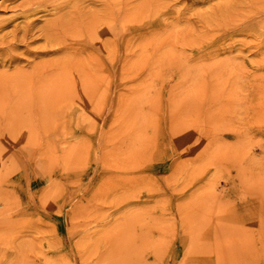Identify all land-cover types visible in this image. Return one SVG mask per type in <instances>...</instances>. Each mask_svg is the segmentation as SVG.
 <instances>
[{
  "label": "rangeland",
  "instance_id": "1",
  "mask_svg": "<svg viewBox=\"0 0 264 264\" xmlns=\"http://www.w3.org/2000/svg\"><path fill=\"white\" fill-rule=\"evenodd\" d=\"M29 1L0 0L3 34ZM239 1L125 30L118 76L89 52V108L61 107L32 148L0 134V176L20 164L0 180V264H264V1ZM39 32L0 75L62 58L32 53Z\"/></svg>",
  "mask_w": 264,
  "mask_h": 264
},
{
  "label": "bare ground",
  "instance_id": "2",
  "mask_svg": "<svg viewBox=\"0 0 264 264\" xmlns=\"http://www.w3.org/2000/svg\"><path fill=\"white\" fill-rule=\"evenodd\" d=\"M184 1L190 2L191 0H33L22 5V10L19 13L21 22L18 21L20 22L18 23L15 17L14 21L16 20L17 26L13 27V32L3 34L4 27L0 26V65L9 67L20 62L15 50H18L20 44L25 46L29 44V34L32 30H39L37 37L43 40V45L39 47L40 50L32 52L33 54L50 53L60 55V53H65L66 55L63 56L62 54V58L59 57L58 60L35 65L30 70L28 69L29 72L19 73L16 71L12 72L9 77L0 75V134L7 139L15 137L14 140H17V138L22 140L23 138L30 145V141L34 140V137H39L40 134L38 135V133L42 124L47 127L55 124L60 115L57 112L60 111L61 107L62 110L70 108L71 111H73L74 104L81 106L83 109L89 108V52L94 54L93 50H95L97 53L94 56L103 69L110 72L111 68L113 70L111 72L117 75L125 67L124 31L175 30L174 28L181 30L180 20L186 10V5L181 4L180 9L176 8V5ZM244 1L251 3L253 1L263 2L264 0H240L239 3L244 4ZM88 5L94 10L89 9ZM234 6L226 4L224 7L210 9V12L221 15L229 14ZM237 7L239 6L236 5ZM239 12L237 11V13ZM172 13H176L179 20L174 21L171 17ZM198 14L197 17L200 19L201 17ZM44 16L49 17V19L43 21L42 27H40L41 25L36 27L38 18ZM168 20H171V22H168ZM250 27L252 26L248 25L247 29L250 30ZM133 50L135 51V49ZM128 52L130 51L128 50ZM80 82L84 97L82 101H76L73 98L74 96L72 97V92ZM81 114L83 113L81 112ZM32 118L35 119L36 125L32 122ZM82 121L84 122V120ZM34 129H36V132ZM50 129L48 127L47 131ZM60 131L62 130L60 129ZM61 134L63 136V133ZM44 135L42 138L46 137ZM31 145L30 148H32ZM29 156L31 155H28V158ZM3 158L1 159L3 160ZM9 161H11L10 158ZM4 162L6 161L4 160ZM14 164L15 162L11 164L13 165L11 167L13 172H10L9 166H6V172L10 170L7 174L12 173L8 177L18 171L16 170L18 164L15 166ZM5 165L3 164L1 167ZM3 173L5 174V172ZM3 173H1L0 180L4 179L2 178ZM4 174L3 177L7 175Z\"/></svg>",
  "mask_w": 264,
  "mask_h": 264
}]
</instances>
